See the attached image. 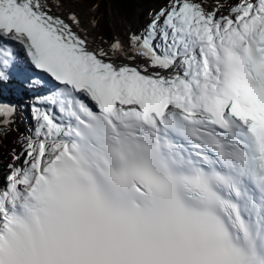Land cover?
I'll return each instance as SVG.
<instances>
[{
	"label": "snow or ice",
	"instance_id": "obj_1",
	"mask_svg": "<svg viewBox=\"0 0 264 264\" xmlns=\"http://www.w3.org/2000/svg\"><path fill=\"white\" fill-rule=\"evenodd\" d=\"M63 5L0 0V83L34 94L0 264H264V0H161L111 52Z\"/></svg>",
	"mask_w": 264,
	"mask_h": 264
},
{
	"label": "rangeland",
	"instance_id": "obj_2",
	"mask_svg": "<svg viewBox=\"0 0 264 264\" xmlns=\"http://www.w3.org/2000/svg\"><path fill=\"white\" fill-rule=\"evenodd\" d=\"M208 2H210V0H208ZM160 3L161 0L141 9L137 17L132 18L128 15L126 16L118 13L115 9L114 2L111 1L112 8L108 19L115 31V39L119 38L122 42L126 43L129 31L138 29L146 23L149 11L154 8H158ZM93 5L94 4H92L90 0H64L61 12L66 15L67 13L74 11L78 15L82 28L87 32L91 48L96 50L104 49L105 51L111 52L110 45L115 39L112 42L106 40L104 32L99 28V24L107 20V18L101 13L103 6L99 10L98 8H94ZM54 12H56L55 9ZM61 12H56V14H61ZM94 20L95 23H93ZM20 124L24 126V129H19V132L15 131L14 137L16 140H18L21 133L27 134L29 130L28 124L25 122ZM0 173L2 175L3 182H5L8 171L5 172L4 170V172ZM0 187H2V185H0Z\"/></svg>",
	"mask_w": 264,
	"mask_h": 264
},
{
	"label": "trees",
	"instance_id": "obj_3",
	"mask_svg": "<svg viewBox=\"0 0 264 264\" xmlns=\"http://www.w3.org/2000/svg\"><path fill=\"white\" fill-rule=\"evenodd\" d=\"M111 1L114 2L115 9L118 13L122 15H128L132 18L137 17L140 10L148 7L151 4L157 3L160 0H90L92 4L96 5L98 4V9L100 10L103 6V9L101 11L102 15L107 18L106 21L101 22L99 24V28L104 32L106 40L109 42H112L115 39V31L112 27V24L110 22L109 14L110 10L112 8ZM24 129V126L21 124H14L13 125V131L7 136L2 138V143H0V172L8 171L7 165L11 161V152L13 149H18L19 145L17 144V140L15 139V129ZM1 175V173H0ZM2 175L0 176V178Z\"/></svg>",
	"mask_w": 264,
	"mask_h": 264
},
{
	"label": "bare ground",
	"instance_id": "obj_4",
	"mask_svg": "<svg viewBox=\"0 0 264 264\" xmlns=\"http://www.w3.org/2000/svg\"><path fill=\"white\" fill-rule=\"evenodd\" d=\"M17 94L14 90H9L3 86H0V95L4 97L6 103H15L18 106L17 117L19 123L24 122L25 120L32 119L31 115V101L33 99L29 91Z\"/></svg>",
	"mask_w": 264,
	"mask_h": 264
}]
</instances>
